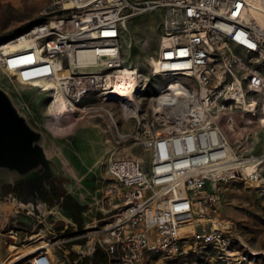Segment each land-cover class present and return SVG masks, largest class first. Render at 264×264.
I'll list each match as a JSON object with an SVG mask.
<instances>
[{
    "label": "built area",
    "instance_id": "2783aa9c",
    "mask_svg": "<svg viewBox=\"0 0 264 264\" xmlns=\"http://www.w3.org/2000/svg\"><path fill=\"white\" fill-rule=\"evenodd\" d=\"M59 4L58 14L20 30L9 41H30L52 68L66 65L70 52L91 51L111 58L98 73L72 75L71 100L76 90L78 97L96 93L99 102L106 100L122 65L121 24L146 12H159L163 38L168 39L156 55L169 77L160 92L179 83L187 96L179 122L169 119L159 127L153 120L131 134L147 150V164L132 156L107 164L105 197L97 194L95 199L115 203L116 212L94 233L91 249L72 246L78 259H90L98 246L108 264H145L150 251L182 254L192 248L191 240L203 239L220 250L218 259L245 260L227 251L229 236L218 230L206 232L202 221L217 213L222 185L230 180H244L264 194V149L243 154L222 126L235 124L237 113L264 118V19L262 23L250 19L247 0H59ZM258 9L264 16V0ZM107 100L114 101L110 96ZM242 101L253 105L252 112L244 110ZM153 114L157 116L154 109ZM196 227L202 228L200 234ZM18 264L57 261L42 249Z\"/></svg>",
    "mask_w": 264,
    "mask_h": 264
},
{
    "label": "rangeland",
    "instance_id": "374dc122",
    "mask_svg": "<svg viewBox=\"0 0 264 264\" xmlns=\"http://www.w3.org/2000/svg\"><path fill=\"white\" fill-rule=\"evenodd\" d=\"M60 9L59 0H0V46L20 30L58 14ZM162 40L159 12L137 14L121 24L122 64L138 68L146 76L140 113H122L116 102L101 103L96 93L86 98L78 97L77 90L74 91L72 98L76 106H102L113 112V120L104 110L90 109L58 123L54 112L49 110L53 100L51 92L23 83L15 72L0 64V87L8 93L28 124L41 133L45 153L53 161L61 188L46 193L49 198L59 200L40 204L38 208L43 216H38L22 202L25 196L23 177L0 171V264L8 262L16 251L25 253L43 245L44 249H52L50 254L57 264L85 263L88 257L78 259L72 246L83 244L87 246L85 251L88 247L91 249L96 238L94 233L116 212L115 203H97L95 199L97 194L105 197L109 182L107 164L122 156H132L147 164V150L131 134L138 126H147L153 120L159 121V127H163V121H168L153 114V106L157 105L155 97L169 80L151 71V62L156 59ZM249 106L252 112L253 105ZM222 126L230 143L239 147L243 154L264 149V118L261 115L237 113L235 124L223 123ZM67 196L85 207L82 226L62 208L60 201ZM202 224L206 232L218 230L229 236L231 243L227 251L246 259L241 262L220 260L218 248L205 245L203 239H194L189 243L192 248L182 254L168 256L150 251L145 264H264V194L249 183L240 179L224 183L217 213ZM201 229L196 227V232L200 234Z\"/></svg>",
    "mask_w": 264,
    "mask_h": 264
},
{
    "label": "bare ground",
    "instance_id": "6f19581e",
    "mask_svg": "<svg viewBox=\"0 0 264 264\" xmlns=\"http://www.w3.org/2000/svg\"><path fill=\"white\" fill-rule=\"evenodd\" d=\"M249 3L248 14L250 19H255L259 23L263 22L264 16L258 9L260 6V0H247ZM66 6H72V4L66 3ZM168 39L163 38L162 44H167ZM28 40L15 43L8 41L6 44L0 46V64L10 68L18 79L25 84L33 86L35 89L41 91L51 92L53 100L49 105V110L55 114V120L58 123L64 122L65 118L72 116V114L81 113L84 110H104L113 120L114 114L108 109L102 106L80 108L76 106L73 100L69 97L71 86L74 77L73 74L89 75L98 73L99 70L105 69V65L111 58H105V55H97L91 51H78L70 52L66 57V65L58 64L54 68L50 65V61L40 56ZM119 60H122L119 55ZM119 75L117 79L112 82L110 91L107 94L106 100L101 101L104 103L108 101L110 96L118 106H120L122 113L135 112L140 113V96L142 87L146 86V76L141 73V79L138 77L139 69L134 67H126L121 65L118 68ZM3 71H6L3 69ZM152 74H161L168 77L166 72V66L157 61V59L151 62ZM69 78H68V76ZM92 76V75H91ZM69 80V81H68ZM165 92H159V95L155 97L157 105H154V112L159 117L166 118L167 120H173L179 122V119L185 116V108L187 106V96L184 89L178 83L173 87H167ZM242 107L246 112H250L251 107L247 101H242ZM74 122L70 123L73 126ZM44 249L43 246H38L28 252L20 253L16 251L12 257L5 264H18L27 257L33 255L36 252ZM52 249L48 248V252L51 253ZM51 251V252H50ZM52 255V254H51Z\"/></svg>",
    "mask_w": 264,
    "mask_h": 264
},
{
    "label": "water",
    "instance_id": "95a60500",
    "mask_svg": "<svg viewBox=\"0 0 264 264\" xmlns=\"http://www.w3.org/2000/svg\"><path fill=\"white\" fill-rule=\"evenodd\" d=\"M0 171L14 172L23 177L25 196L22 202L34 214L43 216L38 208L44 203L42 187L56 183L53 161L45 153L42 135L33 129L20 114L11 97L0 87ZM1 195V191H0Z\"/></svg>",
    "mask_w": 264,
    "mask_h": 264
},
{
    "label": "trees",
    "instance_id": "16d2710c",
    "mask_svg": "<svg viewBox=\"0 0 264 264\" xmlns=\"http://www.w3.org/2000/svg\"><path fill=\"white\" fill-rule=\"evenodd\" d=\"M54 189H61L60 187H55ZM40 196L44 203L51 204L55 199L59 198H49L46 193L40 192ZM62 208L66 211L68 215L79 225L82 226V212L85 207L76 202L71 196L65 197L64 201H60ZM72 257H75L73 255ZM84 264H108V259L106 253L98 246L94 247V253L92 258H86Z\"/></svg>",
    "mask_w": 264,
    "mask_h": 264
},
{
    "label": "flooded vegetation",
    "instance_id": "af4514ba",
    "mask_svg": "<svg viewBox=\"0 0 264 264\" xmlns=\"http://www.w3.org/2000/svg\"><path fill=\"white\" fill-rule=\"evenodd\" d=\"M56 182H57V179H56ZM49 183H50V187H48V188L42 187L41 190H40V192L47 193V192L52 191L53 188L58 187L57 184L54 183V182H52L51 180L49 181Z\"/></svg>",
    "mask_w": 264,
    "mask_h": 264
}]
</instances>
